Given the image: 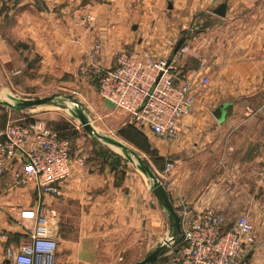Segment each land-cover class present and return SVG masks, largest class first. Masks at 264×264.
<instances>
[{
	"label": "crops",
	"instance_id": "crops-1",
	"mask_svg": "<svg viewBox=\"0 0 264 264\" xmlns=\"http://www.w3.org/2000/svg\"><path fill=\"white\" fill-rule=\"evenodd\" d=\"M224 2L225 17L219 18L213 11ZM263 36L264 0H0V67L12 69L14 82L27 85L76 77L95 44L99 64L111 68L118 51L168 57L183 38L190 52L180 62L181 74L193 82L195 104L175 138H151L127 113L99 98L105 110L121 112L122 140L146 157L148 171L156 173L179 216L181 201L192 218L207 207L228 222L245 213L258 241H264ZM203 77L209 79L206 88L194 86ZM6 103L1 96L0 104ZM221 104L228 108L218 123L212 112ZM6 106H1L0 129L10 122L44 120L63 134L42 109L11 115ZM74 151L85 158L84 167L73 162L61 195L40 201L41 214L56 231L54 264H89L102 250L111 257L115 243L128 249L165 239L168 224L147 188L150 178L137 168L139 156L112 152L87 159ZM167 161L173 169L164 173ZM157 162L164 165L158 168ZM21 168L14 159L0 175V226L12 248L25 242L33 225L19 218L20 211L39 201L32 183L16 181ZM0 264L9 263L0 256Z\"/></svg>",
	"mask_w": 264,
	"mask_h": 264
},
{
	"label": "built area",
	"instance_id": "built-area-1",
	"mask_svg": "<svg viewBox=\"0 0 264 264\" xmlns=\"http://www.w3.org/2000/svg\"><path fill=\"white\" fill-rule=\"evenodd\" d=\"M95 44L86 52L79 72L87 80H95L99 97L128 114L131 123L152 137L173 139L179 122L194 108L193 82L181 74V60L190 52L183 43L175 54L152 58L118 51L115 65L104 68ZM209 79L201 78L197 88H206ZM71 142L61 138L42 121L7 123L0 129V175L12 160L21 161L22 172L15 175L21 184L32 183L39 201L20 211L19 218L32 223L26 240L17 248L6 245L8 234L0 226V256L9 264H54L57 249L56 231L41 214L44 196L57 198L60 185L72 173V163L82 168L85 158L75 156ZM173 169L165 163L164 173ZM181 235L178 245L163 255V264H242L255 244V229L247 215L240 214L228 222L226 216L207 207L192 218L181 201Z\"/></svg>",
	"mask_w": 264,
	"mask_h": 264
},
{
	"label": "rangeland",
	"instance_id": "rangeland-1",
	"mask_svg": "<svg viewBox=\"0 0 264 264\" xmlns=\"http://www.w3.org/2000/svg\"><path fill=\"white\" fill-rule=\"evenodd\" d=\"M262 41L263 42L260 44L262 48L259 50L260 55H264V40ZM32 67L33 66L29 68ZM24 69H26L25 66L21 68L23 71ZM76 69L77 76H72L69 81L64 77L57 81L52 79L34 83L30 81L27 85L21 80L19 82H14L12 79L13 73H10L12 69L6 70L0 67V97L2 96L3 100L9 103L13 108L20 101L51 97L53 98L51 102L30 108V110L42 109L45 111L44 113L47 114L46 117H55L56 120L53 118L55 121L52 122L51 125L56 128V130L63 132L64 136L71 142L73 150L80 151L87 159L89 157L97 158V156L101 158V155H108L112 152H117L124 156L135 153L136 156L140 157L138 161L135 159L136 165L147 168L146 166L148 164L145 159L146 157L142 155V152L122 140V137L125 138L126 135L125 132L122 131L124 128H121L125 121H122L121 116L123 115L121 112H115V110L111 108L110 110H105L98 96L96 81L92 79L87 80L82 77L78 70L79 66ZM7 77L10 78V80H8ZM1 106L8 109L5 104H0V110L2 108ZM12 107H9L11 111L10 114L17 115V110H13ZM81 115L89 122V125L94 131L93 135H89L84 130L79 120V116ZM41 121L43 122L44 120ZM51 130L54 131L53 129ZM112 141L127 145V150H122L120 147L112 145L110 143ZM140 148H143V145ZM153 157L154 156H150L151 159ZM162 165L164 164L157 162L155 166L160 168ZM126 167L130 171L134 170V167L128 163ZM152 173L156 174L155 172ZM152 185V180L148 179L147 188H150ZM155 203H157L156 200ZM43 213L47 216L45 211ZM242 214L246 215L245 213ZM249 221L252 223L251 220ZM163 242L164 240L154 242L152 245L147 243L140 248L132 246L128 249L126 248L127 245L115 243L110 251L111 257L107 258L104 256L102 250L101 255L89 259V264H105L107 260H111L112 264H135L142 261L149 252ZM100 244V246L103 245L102 243ZM176 245L178 244L176 243L175 246ZM165 260L166 257L161 256L151 264H163ZM242 264H264V241H255V244L251 247L249 256Z\"/></svg>",
	"mask_w": 264,
	"mask_h": 264
},
{
	"label": "water",
	"instance_id": "water-1",
	"mask_svg": "<svg viewBox=\"0 0 264 264\" xmlns=\"http://www.w3.org/2000/svg\"><path fill=\"white\" fill-rule=\"evenodd\" d=\"M226 2L220 4L216 9H214L213 14L219 18L225 17V11H226ZM171 8V6L169 7ZM184 39L181 38L174 50L173 54L177 52V50L180 48V46L183 44ZM53 98L46 97L42 99H33V100H24L20 101L14 108L6 103L9 107H12V109H15L17 111H23L27 110L36 106H41L44 104H47L52 101ZM228 108V105L221 104L217 106L214 111L212 112L213 118L218 123H223L226 118V109ZM79 120L81 125L83 126L84 130L89 134L93 135V129L89 125V122L86 121V119L83 117V115L79 116ZM116 146L120 147L119 144H116ZM138 170H140L143 173H147L148 177L152 180L153 185L151 186V194L153 195L154 199L156 200L160 210L163 213L164 219L168 224V232L164 239V242L160 244L158 247H156L154 250L148 253V255L142 260L135 264H151L161 256H163L168 249L175 245L180 238L181 235V222L180 217L173 207L171 201L169 200V197L167 195V192L165 191L162 184L157 180L154 174H152L150 171H148L147 168H144V166L137 167Z\"/></svg>",
	"mask_w": 264,
	"mask_h": 264
},
{
	"label": "trees",
	"instance_id": "trees-1",
	"mask_svg": "<svg viewBox=\"0 0 264 264\" xmlns=\"http://www.w3.org/2000/svg\"><path fill=\"white\" fill-rule=\"evenodd\" d=\"M32 121H34V120H29V121H27V122H23V123L21 122V123H22V124H26V123H29V122H32ZM57 134H58V133H57ZM58 136L61 137V138H67L66 136H64V134H61V135L58 134ZM179 239H180V238H179Z\"/></svg>",
	"mask_w": 264,
	"mask_h": 264
}]
</instances>
